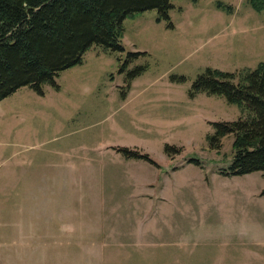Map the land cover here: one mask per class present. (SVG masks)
Here are the masks:
<instances>
[{
    "label": "rangeland",
    "instance_id": "1",
    "mask_svg": "<svg viewBox=\"0 0 264 264\" xmlns=\"http://www.w3.org/2000/svg\"><path fill=\"white\" fill-rule=\"evenodd\" d=\"M171 4L160 23L157 10L128 17L125 52L92 47L55 78L59 90L0 102V264H264V176L224 173L232 136L212 149L215 124L243 114L221 96L189 97L207 68L264 62V9ZM130 52L147 56L128 70L148 68L128 90Z\"/></svg>",
    "mask_w": 264,
    "mask_h": 264
},
{
    "label": "trees",
    "instance_id": "2",
    "mask_svg": "<svg viewBox=\"0 0 264 264\" xmlns=\"http://www.w3.org/2000/svg\"><path fill=\"white\" fill-rule=\"evenodd\" d=\"M248 2L255 11H263L264 0ZM173 8L171 0H0V102L23 87L40 96L45 95L47 84L59 90L55 78L81 65L92 47L125 52L123 23L128 17L157 10L156 22L160 23L170 19ZM218 8L232 11L221 3ZM145 56L146 52L127 54L120 69L126 74V89H131L133 81L147 71L146 65L128 70ZM171 81L181 84L186 77L172 76ZM200 94L224 97L243 114L236 121L215 124L218 131L212 149L220 150L226 136L234 139L233 162L224 173L243 176L261 172L264 176V62L254 70L239 73L207 68L189 90L191 99ZM118 151L126 159L155 164L147 154L127 148ZM172 151L174 147L166 145V154L173 155Z\"/></svg>",
    "mask_w": 264,
    "mask_h": 264
}]
</instances>
